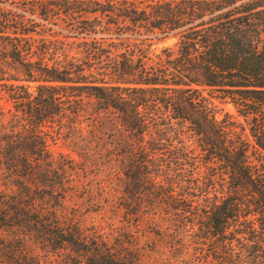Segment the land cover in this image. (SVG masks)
Returning a JSON list of instances; mask_svg holds the SVG:
<instances>
[{"label":"trees","instance_id":"16d2710c","mask_svg":"<svg viewBox=\"0 0 264 264\" xmlns=\"http://www.w3.org/2000/svg\"><path fill=\"white\" fill-rule=\"evenodd\" d=\"M17 3L36 12L0 9V93L12 105L0 112V264H39L29 244L69 264H137L66 208L73 170L45 129L84 102L114 115L127 206L159 195L219 264H264V0ZM37 17L74 20V36L47 34ZM167 36L175 49L151 59L149 43ZM212 99L236 116L217 120Z\"/></svg>","mask_w":264,"mask_h":264},{"label":"rangeland","instance_id":"374dc122","mask_svg":"<svg viewBox=\"0 0 264 264\" xmlns=\"http://www.w3.org/2000/svg\"><path fill=\"white\" fill-rule=\"evenodd\" d=\"M30 1L32 6L38 2ZM17 2L0 0V9L10 10L11 15L24 16L27 20L33 18L30 16L36 12V7L24 9ZM36 22L44 25L49 35L60 38L74 36V20L61 17L46 22L37 17ZM104 36L102 32L97 34V38ZM73 41V38H68L66 44ZM149 44H152L149 56L154 59L164 49H175L177 39L167 36ZM67 48L74 49L75 46L67 45ZM211 101L216 107L217 120L225 114L236 116L232 105L217 99ZM69 108H74V105ZM80 109L85 111L80 117L69 116L45 129L52 157L62 156L64 164L73 170L69 173L74 189L66 197L67 210L74 212L82 226L95 231L111 246L124 244L137 256V264H219L212 256L213 245L197 239L196 227L181 228L178 222L175 223L159 195L140 196L134 204L127 206L125 190L130 188L129 158L119 155L115 147L114 115H97L93 104L86 102L80 104ZM9 111H12V105L0 93V112L7 118ZM29 250L36 255L39 264H69L63 252L46 254L34 244H29ZM235 252H240V248L236 247Z\"/></svg>","mask_w":264,"mask_h":264}]
</instances>
